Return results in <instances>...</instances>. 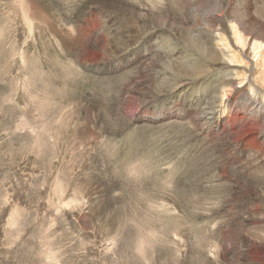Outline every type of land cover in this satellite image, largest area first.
<instances>
[{
    "label": "rangeland",
    "instance_id": "1",
    "mask_svg": "<svg viewBox=\"0 0 264 264\" xmlns=\"http://www.w3.org/2000/svg\"><path fill=\"white\" fill-rule=\"evenodd\" d=\"M235 33L264 44V0H0V264H264Z\"/></svg>",
    "mask_w": 264,
    "mask_h": 264
},
{
    "label": "bare ground",
    "instance_id": "2",
    "mask_svg": "<svg viewBox=\"0 0 264 264\" xmlns=\"http://www.w3.org/2000/svg\"><path fill=\"white\" fill-rule=\"evenodd\" d=\"M235 32V31H234ZM233 33V32H232ZM234 34V33H233ZM240 34V33H239ZM238 33H235V38L237 39V41H239V43L241 44V45H239L240 46V51H244V50H246L247 48L246 47H248L249 45H250V43L251 42H253L252 43V45H250L251 46V49L248 51V54H251V53H253V56H257L258 55V60H260V61H262L263 63H264V44H263V42H256L257 40H256V37L255 36H253V35H251L250 37L249 36H247L245 39L244 38H242V34H240L239 35ZM254 37H255V40L256 41H254ZM235 38H234V40H235ZM236 41V40H235ZM236 41V42H237ZM235 43V42H234ZM237 45V44H236ZM229 46V45H228ZM234 48H235V46H234ZM233 48V49H234ZM237 48H238V45H237ZM246 48V49H245ZM231 51V50H230ZM234 51V50H233ZM237 51V50H236ZM246 51V52H247ZM245 52V51H244ZM243 52V53H244ZM240 53V52H239ZM242 53V54H243ZM245 54V53H244ZM238 54H230V56H229V60H230V62L229 61H227L229 64L231 63V62H236V64H237V62L239 61V59H238V56H237ZM240 56H242V55H240ZM250 56V55H249ZM246 57V56H245ZM251 57H252V55H251ZM227 58V57H226ZM225 59V58H224ZM223 59V60H224ZM220 60H222V58L220 59ZM242 60V59H241ZM251 60H252V58H251ZM257 60V61H258ZM255 61V60H254ZM223 63V62H222ZM225 63V62H224ZM223 63V64H224ZM239 63H241V62H239ZM242 63H243V61H242ZM234 64V66H235V63H233ZM244 64V63H243ZM261 64V63H260ZM227 65V64H226ZM238 65V64H237ZM262 65V64H261ZM230 67V66H229ZM246 67V66H245ZM260 67V66H259ZM261 67H263V65L261 66ZM260 67V68H261ZM235 68V67H234ZM248 68V67H247ZM232 70V69H231ZM252 70V69H251ZM263 74H264V72H263ZM248 79V78H247ZM254 79V78H253ZM246 80V79H245ZM243 82V81H242ZM253 82V81H252ZM251 82V83H252ZM254 83V82H253Z\"/></svg>",
    "mask_w": 264,
    "mask_h": 264
}]
</instances>
